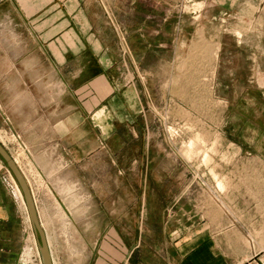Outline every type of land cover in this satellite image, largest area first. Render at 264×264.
<instances>
[{
    "label": "crops",
    "instance_id": "1",
    "mask_svg": "<svg viewBox=\"0 0 264 264\" xmlns=\"http://www.w3.org/2000/svg\"><path fill=\"white\" fill-rule=\"evenodd\" d=\"M138 1L125 6L140 19L123 38L113 0H0V131L24 142L48 203L60 206V228L45 226L54 263L58 251L60 264H260L264 166L220 171L235 182L219 192L210 169L166 148L151 102L165 86L152 83L148 45L163 46L169 15L178 14L173 45L191 27L181 0ZM133 37L145 51L128 49ZM7 171L0 156V264H25L28 226ZM54 234L66 243L56 248Z\"/></svg>",
    "mask_w": 264,
    "mask_h": 264
},
{
    "label": "rangeland",
    "instance_id": "2",
    "mask_svg": "<svg viewBox=\"0 0 264 264\" xmlns=\"http://www.w3.org/2000/svg\"><path fill=\"white\" fill-rule=\"evenodd\" d=\"M113 2V14L116 22L122 24L120 33L125 38L130 30L125 24L134 25L140 14H125V6L132 5L128 0ZM262 2L261 6L252 3L246 6L242 1L240 5L222 8L206 7L203 0H181L176 4L185 26L191 27L181 31V43L173 45L179 33L172 28L173 22L178 20V14H173L169 15L170 24L166 25L160 40L163 46L156 49L155 45H148L149 70L154 73L152 83L165 86L164 92L151 94L156 109L152 112L155 127L165 137L168 150L196 166L197 171L210 169L206 176L217 183L219 192H231L234 186L222 183L235 182V175L220 171L264 166V0ZM140 5L138 0H133V7ZM127 46L145 51L137 37H133L132 44L127 38ZM217 47L218 58L212 60ZM161 59L165 61L164 72L160 69ZM157 73L160 79L164 78L163 83ZM0 137L9 144L31 183L43 227L47 225L52 235L60 228V216L54 212V205L48 203L51 193L46 192L42 175L33 166L18 135L2 130ZM6 167L14 188L13 178L21 189L7 163ZM200 176L202 174L198 173V179ZM45 206L50 214H45ZM21 207L28 226L27 239L34 234L40 250L36 230L32 222L27 221V209ZM64 229L68 230L67 223ZM49 237L56 248L66 243L65 238H57L55 234ZM61 256L55 252L58 264ZM42 262V256L34 254L32 262L25 264Z\"/></svg>",
    "mask_w": 264,
    "mask_h": 264
},
{
    "label": "water",
    "instance_id": "3",
    "mask_svg": "<svg viewBox=\"0 0 264 264\" xmlns=\"http://www.w3.org/2000/svg\"><path fill=\"white\" fill-rule=\"evenodd\" d=\"M0 156L7 163L8 167L12 171L13 175L15 176L17 182L19 183L22 189L32 225L35 228L36 233L39 237V246H40V252H41L42 259H43V263L44 264H55L53 256H52V252H51L48 240H47L46 231L41 222L38 207H37L34 195L32 193L30 184L28 182V179L26 178L25 174L19 167L15 158L6 149V147L3 145L1 141H0Z\"/></svg>",
    "mask_w": 264,
    "mask_h": 264
},
{
    "label": "bare ground",
    "instance_id": "4",
    "mask_svg": "<svg viewBox=\"0 0 264 264\" xmlns=\"http://www.w3.org/2000/svg\"><path fill=\"white\" fill-rule=\"evenodd\" d=\"M218 55H219V48L217 47L215 50H214V53H213V59L212 60H216L217 58H218ZM214 69V68H213ZM191 144V143H190ZM13 181H14V183H15V194H16V196H17V198L20 200V203H21V205H23V207H24V210L26 211V209H27V221L28 222H30L31 221V219H30V216H29V212H28V208H27V204H26V202H25V198H24V194H23V192H22V190L19 188V186L16 184V182H15V180H14V178H13ZM62 189V188H61ZM67 189V188H66ZM71 189V188H70ZM63 190V189H62ZM64 192V191H63ZM74 199V198H73ZM55 206V208H57L58 210H59V212H61V210H60V206H58V205H54ZM44 212H45V214L47 215V214H50V211H49V208H48V206H45L44 207ZM62 215V214H61ZM65 214L63 213V215L61 216V218L62 217H64L65 218ZM45 217V216H44ZM40 219H41V217H40ZM47 220V219H46ZM45 220V221H46ZM49 220H51V222L50 223H52V221H53V219L50 217L49 218ZM48 221V220H47ZM44 222V221H43ZM45 224V223H44ZM46 224H47V222H46ZM30 227V226H29ZM68 229H69V227H68ZM70 229H71V226H70ZM46 231V230H45ZM80 246V245H79ZM38 247V242H37V239H36V237H35V235L33 234V235H30L29 236V238L27 239V242H26V247H25V252H24V260H25V263H30V262H32V259H33V256H34V254H37V255H40L41 256V252H40V250H39V247ZM81 247V246H80ZM78 250V249H77ZM42 264H44L43 262H42Z\"/></svg>",
    "mask_w": 264,
    "mask_h": 264
},
{
    "label": "built area",
    "instance_id": "5",
    "mask_svg": "<svg viewBox=\"0 0 264 264\" xmlns=\"http://www.w3.org/2000/svg\"><path fill=\"white\" fill-rule=\"evenodd\" d=\"M258 256L260 264H264V252Z\"/></svg>",
    "mask_w": 264,
    "mask_h": 264
}]
</instances>
